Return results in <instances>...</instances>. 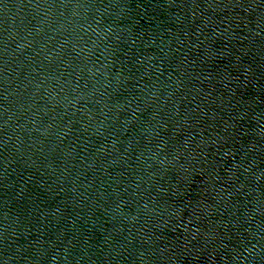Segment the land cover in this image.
<instances>
[{
  "label": "water",
  "instance_id": "95a60500",
  "mask_svg": "<svg viewBox=\"0 0 264 264\" xmlns=\"http://www.w3.org/2000/svg\"><path fill=\"white\" fill-rule=\"evenodd\" d=\"M128 0H0V264L63 160Z\"/></svg>",
  "mask_w": 264,
  "mask_h": 264
}]
</instances>
